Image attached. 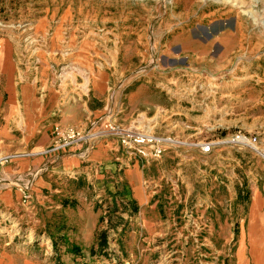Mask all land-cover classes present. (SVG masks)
<instances>
[{"label": "rangeland", "instance_id": "obj_1", "mask_svg": "<svg viewBox=\"0 0 264 264\" xmlns=\"http://www.w3.org/2000/svg\"><path fill=\"white\" fill-rule=\"evenodd\" d=\"M219 19L244 31L227 63L210 66L178 53L175 36L200 34ZM5 46L17 88L42 97L54 90L64 107L90 98L102 117L122 126L139 122L178 141L159 159L125 150L141 165L144 192L134 196L132 177L118 170L111 182L97 183L95 201L68 202L99 215L85 243L57 235L56 222L41 225L44 235L0 212L3 242L16 252L44 246L56 264H233L239 235L237 253L246 249L243 223L256 192L257 212L264 201V0H0L6 101ZM109 78L113 88L95 93ZM17 104L12 130L21 132Z\"/></svg>", "mask_w": 264, "mask_h": 264}, {"label": "crops", "instance_id": "obj_2", "mask_svg": "<svg viewBox=\"0 0 264 264\" xmlns=\"http://www.w3.org/2000/svg\"><path fill=\"white\" fill-rule=\"evenodd\" d=\"M224 24L225 21L221 19L204 24L200 28L202 36L188 33L175 36L178 53L188 57L195 56L206 61L210 66L227 63L230 53L243 41L244 31L237 27L228 28ZM4 53L3 72L7 76L4 91L8 96L5 101V94H0V105L5 101L4 106L2 105L5 123L0 125V142L4 155L12 154L13 157L7 163L0 165V180H2L0 212L14 216L22 225L27 224L31 229L37 231L40 229L44 235L47 231L41 228V225L56 222L61 224L59 228L61 230L57 235L65 238L76 236V240L85 243L95 234L94 227L99 215L89 208L85 211L81 208H73L68 202L83 204L89 199L95 201L97 198L95 193H99L97 190L100 182H103L102 179L106 178L111 182L108 179H114L118 170H121L120 173H123L125 178L132 177L135 196L137 189L143 191L144 173L141 165L138 160L133 161L125 154V150L115 138L99 140L86 159L80 157L79 149L60 154H47L45 151L55 142L53 128L56 125L83 127L102 117L105 112L101 107L94 108L96 104L91 103L90 98L87 100L75 98L64 107L61 105L60 96L54 90L42 97L29 91L27 87L17 88L13 79V63L9 60L10 50L7 46ZM109 76L111 77L112 74ZM109 79L111 82L104 79V90L93 88L95 93H103L113 88L112 78ZM134 98V95H128V103L132 104ZM17 103L22 113L24 111L22 116L25 127L21 132L12 130L14 123L12 117L19 111ZM24 104L25 108L21 106ZM133 108L138 107L129 106V109ZM136 169L139 176L137 180L133 178ZM138 180L142 182L139 183ZM16 183L32 185V200L24 201L20 187ZM137 199L140 202L138 197ZM261 200V194L256 192L248 217L243 223L246 229L244 238L247 242L246 249L244 251L241 249L237 253L240 245L239 235L233 264H264V201L258 212L256 210ZM148 219L144 216L141 221L146 231L148 227L144 222ZM4 221L5 218H0V225H3ZM149 222L151 225V221ZM2 239L0 237V257L10 256L11 264H56V260L48 254L49 250L44 246L25 245L22 252H16L15 245H8V241L3 242ZM63 257V260L71 261L67 254L64 253Z\"/></svg>", "mask_w": 264, "mask_h": 264}, {"label": "built area", "instance_id": "obj_3", "mask_svg": "<svg viewBox=\"0 0 264 264\" xmlns=\"http://www.w3.org/2000/svg\"><path fill=\"white\" fill-rule=\"evenodd\" d=\"M53 136H55V142L50 149L45 151L47 154H60L68 150L79 149L78 154L82 159L89 157L94 145L101 139H118L124 150L132 156L143 159L161 158L169 147L175 146L178 141L166 135L154 134L148 128L142 127L139 122L122 126L114 121L112 116L99 117L83 127L56 125L53 128ZM206 146V148L203 147L205 151L210 149L209 144ZM259 152L264 157V151L259 149ZM12 157V154L4 155L0 146V165L7 163ZM18 185L24 201L32 200V185L29 183Z\"/></svg>", "mask_w": 264, "mask_h": 264}, {"label": "bare ground", "instance_id": "obj_4", "mask_svg": "<svg viewBox=\"0 0 264 264\" xmlns=\"http://www.w3.org/2000/svg\"><path fill=\"white\" fill-rule=\"evenodd\" d=\"M242 138H243V137H242V136H240L238 140L241 142V139H242ZM205 148H206V146H205Z\"/></svg>", "mask_w": 264, "mask_h": 264}]
</instances>
